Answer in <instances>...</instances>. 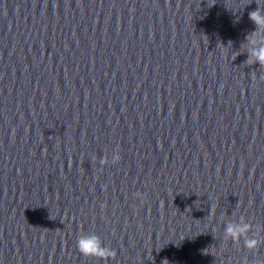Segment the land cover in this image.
<instances>
[{
	"label": "water",
	"instance_id": "1",
	"mask_svg": "<svg viewBox=\"0 0 264 264\" xmlns=\"http://www.w3.org/2000/svg\"><path fill=\"white\" fill-rule=\"evenodd\" d=\"M258 7L0 0V264H264Z\"/></svg>",
	"mask_w": 264,
	"mask_h": 264
},
{
	"label": "clouds",
	"instance_id": "2",
	"mask_svg": "<svg viewBox=\"0 0 264 264\" xmlns=\"http://www.w3.org/2000/svg\"><path fill=\"white\" fill-rule=\"evenodd\" d=\"M249 18L255 24V30L249 35L255 36V33L262 27H264V11L259 7L256 10L249 12ZM254 47L251 50L249 62H252V58L264 65V36L259 38H253L250 41ZM120 159V154L114 153L113 160L118 161ZM249 226L247 224L242 225H232L230 224L226 228V234L231 237L234 241L239 240L241 235L248 232ZM258 241L255 239H248L245 241V246L249 249H253L257 246ZM77 247L79 252L85 257H97L107 260L108 258H114L116 252L107 246L102 245L100 239L97 235L80 236L77 240Z\"/></svg>",
	"mask_w": 264,
	"mask_h": 264
}]
</instances>
